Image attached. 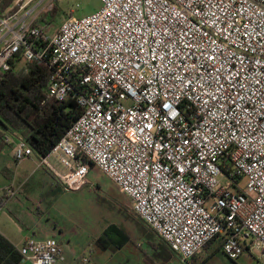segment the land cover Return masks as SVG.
<instances>
[{"label": "built area", "instance_id": "1", "mask_svg": "<svg viewBox=\"0 0 264 264\" xmlns=\"http://www.w3.org/2000/svg\"><path fill=\"white\" fill-rule=\"evenodd\" d=\"M14 1L0 69L43 64L48 96L82 109L46 156L13 134L15 160L35 156L66 191L99 168L181 264L216 237L264 264V0H102L55 33L17 18L36 0ZM18 249L21 264H69L56 237Z\"/></svg>", "mask_w": 264, "mask_h": 264}, {"label": "rangeland", "instance_id": "2", "mask_svg": "<svg viewBox=\"0 0 264 264\" xmlns=\"http://www.w3.org/2000/svg\"><path fill=\"white\" fill-rule=\"evenodd\" d=\"M14 2L13 7L18 9ZM53 5L54 14H44ZM101 5L102 0H43L39 19L50 33H55L70 16L89 15ZM34 12V15L38 13L37 8ZM25 63L22 60L18 68ZM6 135L10 140L0 156V198H4V189L11 183L19 193L6 205H0V233L10 237L17 246L22 244L26 233L35 237L55 233L69 264H81L84 256L94 264H165L163 258L155 255L150 243L155 240L153 230L134 211L131 198L99 168L91 170L84 186L66 191L45 168H37L35 156L16 161L15 136ZM247 181V177H243L240 186L245 188ZM111 225L130 237L122 248L111 243L105 249L98 242ZM29 229H35V235ZM113 239L122 240V234L114 233ZM218 243L210 246L209 251L204 249L197 254L198 264H262V250L252 247L238 259L231 260L222 249H215ZM175 260L169 264H175Z\"/></svg>", "mask_w": 264, "mask_h": 264}, {"label": "trees", "instance_id": "3", "mask_svg": "<svg viewBox=\"0 0 264 264\" xmlns=\"http://www.w3.org/2000/svg\"><path fill=\"white\" fill-rule=\"evenodd\" d=\"M13 2L14 0H0V15L13 14L17 10L16 7L10 8ZM54 11L53 5L44 14L53 15ZM32 25H42L41 19ZM49 75V69L37 62L26 61L20 68L16 67L14 62L10 70L0 69L1 145L7 144L6 134H19L38 156H46L81 115L82 109L74 97L58 100L48 96ZM114 233L122 234V240L115 242ZM129 240L130 237L125 231L113 225L108 226L98 238V242L105 249H108L111 243L117 248H122ZM217 241L219 243L215 249H221L222 240L216 237L209 241L203 250L209 251V247ZM21 262L22 255L18 247L0 233V264Z\"/></svg>", "mask_w": 264, "mask_h": 264}, {"label": "crops", "instance_id": "4", "mask_svg": "<svg viewBox=\"0 0 264 264\" xmlns=\"http://www.w3.org/2000/svg\"><path fill=\"white\" fill-rule=\"evenodd\" d=\"M37 1V0H36ZM36 1H33L31 2L30 4L33 5L34 2ZM29 4V5H30ZM32 5L30 7H32ZM42 6V3H41V0L38 1V3L36 5H34L32 8H28L26 11L22 12V10L26 9H22L18 15H17V18L18 19H24L26 22L30 23V24H33L35 23L36 20L39 19V17L41 16V11H40V7ZM10 8H13V5L10 7ZM37 8L38 10V13L36 15L35 12L33 13V11ZM2 41H0V47L2 46ZM21 58H19L17 61H15V64H16V67L19 66V63L23 60H20ZM1 125V124H0ZM7 145V144H3L1 145L0 143V156H3L2 153H3V149H4V146ZM39 169V167H37ZM41 168H45V167H41ZM95 168L94 165H91V170H93ZM49 173H51L47 168H45ZM91 172V171H90ZM51 175L54 177L55 181L60 185L62 186V184L60 183V181L51 173ZM63 188V186H62ZM64 189V188H63ZM17 193H19V190L18 189H15V187L13 186V184L11 183L10 185H8L5 189H4V198H0V205L3 206V205H6L7 202H9L10 200L13 199V197H16L17 196ZM6 203V204H5ZM146 224V223H145ZM148 225V224H147ZM149 226V225H148ZM150 227V226H149ZM151 228V227H150ZM152 229V228H151ZM153 230V229H152ZM36 230L35 229H29V232H32L34 235H35V232ZM154 234H155V240H151L150 243L153 245V251L155 249V255L157 256H160L161 258L164 259L165 261V264H169L171 261H173V259L175 258V264H181V260H180V255L173 251L171 249V247L169 246V244L164 241L159 235H157V233L153 230ZM3 234V233H2ZM12 244H14V242L10 239V237L6 236L5 234H3ZM29 236H33V235H30L29 233H26L23 237V241H22V244L24 243L25 239ZM35 237V236H34ZM47 237H56V234L55 233H52L50 235H45L43 237H37V238H47ZM21 244V245H22ZM60 244V243H59ZM15 245V244H14ZM20 245V246H21ZM17 246V245H15ZM19 247V246H17ZM60 247H61V250L63 252V246L60 244ZM64 253V252H63ZM65 254V253H64ZM197 256V255H196ZM194 256L190 261H189V264H198V256L196 257ZM67 258V257H66ZM151 264V263H150ZM154 264H156V262H154Z\"/></svg>", "mask_w": 264, "mask_h": 264}]
</instances>
